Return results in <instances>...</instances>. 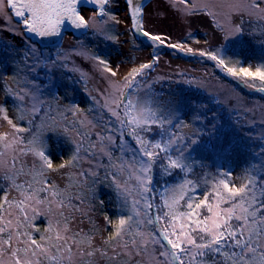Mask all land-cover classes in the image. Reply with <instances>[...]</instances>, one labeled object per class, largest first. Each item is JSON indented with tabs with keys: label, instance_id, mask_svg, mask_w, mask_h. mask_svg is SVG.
<instances>
[{
	"label": "snow or ice",
	"instance_id": "1",
	"mask_svg": "<svg viewBox=\"0 0 264 264\" xmlns=\"http://www.w3.org/2000/svg\"><path fill=\"white\" fill-rule=\"evenodd\" d=\"M82 0H0V15L8 19H17L22 31L18 34L31 41L32 37L40 39L60 37L62 27L67 22L75 29L95 28L102 34L103 25L107 21L96 17L107 16L119 23L115 15L105 11L110 0H83L84 5H98L99 10L93 12L90 24L78 9ZM173 3L188 4V0H173ZM264 0H237L227 7L238 13L243 20L244 14L264 19ZM130 13L132 28L144 37L154 42L164 43L160 35H152L142 26L140 13L142 11L137 0H126ZM7 9L12 16H8ZM192 9L184 11L193 14ZM223 30V29H222ZM13 34L17 30L13 29ZM244 31L242 23L236 24L228 35H240ZM227 39V36L225 37ZM112 39V37H109ZM169 47L191 53V48L185 49L182 45L171 44ZM28 51L38 52L35 43H28ZM82 54V53H77ZM200 56H207L217 62L229 75L241 78L250 88H256V81L261 87L258 91L264 92V64L253 71L251 67H229L225 57L217 52L201 51ZM30 58L25 53V67L28 72H34L36 67L47 68L49 75L58 67H67L58 55L48 62L36 57L38 64H27ZM92 59L104 66V71L115 77L117 73L108 66V61L99 56ZM159 59L153 55L151 61L141 63L130 69L121 85L118 81L112 83L113 92L105 101L103 108L109 115V120L100 119L102 131L95 132L96 141L84 147V138L93 135L85 132L79 142L73 141L75 148L72 156L53 168L51 158L46 154L42 140V124L32 133L27 149L20 148L22 155L32 154L40 160V168L35 166L25 173L23 166L16 170L17 157L13 156L11 163L5 160L7 150H13L14 145L22 144L19 136L3 143L8 133L0 134V143L6 151H0V179L7 181L12 189L19 194V199H9L7 193L0 203V264H264V164L254 165L245 173L243 182L237 186L228 179L217 178L211 181L204 180L210 187L203 192L200 198L197 189L201 187L197 182L185 177L178 184L165 187L160 194V204L155 203L152 195L154 169L157 166L163 175L171 176L174 170L183 173L192 172V164L185 155L193 145L199 143L200 130L193 135L195 139H185V134L173 132L175 118L172 112L163 110L153 99L150 91L151 84L145 82L143 89L140 80L146 76L147 70L154 67ZM67 60V56L63 57ZM28 87L21 92H15V98L21 102L27 97L32 102L33 114L41 110L44 103L39 99L40 86L34 80L24 81ZM143 91V94L141 92ZM55 99L59 100L58 97ZM76 112L82 111L74 106ZM4 119L15 133L31 132L30 128H21L14 124L7 115V109L0 106ZM23 119V116L19 117ZM53 123L55 118L50 117ZM198 119V117H197ZM31 123V121H29ZM81 126L84 120L79 121ZM87 125L95 128L91 120ZM215 127V126H213ZM48 130L55 131V127ZM158 130V131H157ZM69 129L64 128L67 133ZM77 135H80L77 132ZM158 139H152V136ZM126 137L134 142L129 144ZM119 141V142H117ZM220 151L232 149L231 141L227 138L219 145ZM113 149H118L120 156L116 157L119 163H110L105 167V177L109 187L113 188L121 207L127 209V215L118 218L115 231L103 241V245L96 246L93 238L83 229L68 233L69 217L65 209L71 212H82V205L86 198L83 188L72 194L69 189L77 185H86L87 176L93 177V184L100 180L97 170L81 171L78 179L73 183L72 174L68 173L69 184L60 189L58 185H49L48 179L43 176L45 170L65 169L75 167L81 159L80 153L113 160ZM30 179L20 181V176ZM230 177V172L221 174ZM80 177L85 179L81 180ZM121 177V179H118ZM40 185L36 187L35 185ZM41 193H46L41 197ZM77 203L74 204L73 200ZM183 202V203H182ZM103 203V201H101ZM8 206L7 215L4 205ZM185 211H179L181 207ZM83 214V213H82ZM47 219L45 234L36 239L32 229H40L34 223L39 217ZM107 219V217H105ZM63 222V223H62ZM111 223V221H108ZM187 258V259H185Z\"/></svg>",
	"mask_w": 264,
	"mask_h": 264
},
{
	"label": "rangeland",
	"instance_id": "2",
	"mask_svg": "<svg viewBox=\"0 0 264 264\" xmlns=\"http://www.w3.org/2000/svg\"><path fill=\"white\" fill-rule=\"evenodd\" d=\"M235 2L237 0H188V4L185 5L174 4L173 0H148L140 13L143 29L152 35H160L164 39V43L160 44L143 37L151 41L152 46L155 48L157 46L155 49L157 54L155 56H158L159 59L154 63L152 69L147 70L146 76L141 78L140 83L142 89L145 82L151 84V88L144 89V91H150L153 99L156 100L163 110L174 114L175 118L173 121L179 120V107H181L183 102L180 99L181 93L190 105L195 104L197 106L194 120L202 126L206 124V120L210 116L207 111L221 106L226 115L222 121L216 120L210 129L212 134L210 153L214 158L224 160L225 152L220 151L219 145L227 138L231 141L232 148H235L236 162L242 164L243 167L250 164L252 168L254 165L264 164V100L245 96L231 84L220 80L216 76V70L222 71L220 66L207 56L199 55L201 51L208 52L213 46L235 42L240 35H228V32L236 24L253 19L264 21V19H260L257 16H249L247 14H244L241 21L240 15L230 11L227 7L228 4ZM193 5L195 6L193 14L184 11L185 8L192 9ZM108 6L111 11L113 10V15L116 16L119 23L112 21L107 16L103 18L96 17L97 21L101 19L107 21L103 25L102 34L93 27H89L90 32L85 33L79 40L73 39L71 33L64 34L59 44V53L54 59L59 55L61 61L66 63L67 67L56 68L51 76L47 68L39 65L34 72H28L23 62L25 53L30 57L27 59V64H38L36 57L39 56L43 60L42 52L38 49L36 42L28 41L27 37L22 38L18 34L22 29L15 18L8 19L6 16L0 15V106L7 109L9 119L19 127L23 126L19 123L22 120L26 122L25 126L35 122V125L37 124L35 126L36 130L42 124L47 125L48 127H44L41 131L44 149L51 141L50 135L55 133V131L48 130L49 127H55L58 132L56 137L61 138L60 134H62L64 139L63 154L54 157V169L72 156L75 148L73 141L79 142L85 132L93 133L90 139L84 138L85 148L88 147L89 143L96 141L94 133L102 131V127L99 126L101 117H103L104 121L110 118L103 105L113 92L112 83L118 81L122 85L124 77L131 68L138 67L141 63L149 62L153 58L152 49L136 48L129 40L131 32L143 35L132 28L130 13L124 0H110ZM262 7H264V4H262ZM107 8L105 11L108 10ZM5 10L8 12L9 17L12 16L7 6ZM79 10L85 19L89 20L90 24L96 23V21L92 20L94 9L82 7ZM113 23L116 24L117 35L112 41V39L107 37V34L110 25ZM13 29L17 30V34H13ZM194 34H197L195 38L192 37ZM226 36L227 39L225 38ZM103 37L109 43L112 42V44L117 46V49L106 58L109 62L108 66L117 73L115 77L105 72L104 66L91 58L96 56L95 51L105 52L101 41ZM29 42L36 44L38 50L36 54L28 51ZM8 43L25 47L23 50L24 56L18 63L15 73L10 72L12 67L10 65ZM88 43H92V45L89 47ZM171 44L182 45L185 49L191 48L193 51L189 53L181 51L180 48L173 49L169 47ZM16 51H19L16 47L11 50V52ZM77 53L82 54L78 55ZM64 56H67L66 61L63 60ZM212 62L216 64L213 65ZM250 66L253 67V63ZM230 77L243 83L241 78L231 75ZM26 79L34 80L40 86L39 99L44 103L40 106L41 110L35 114L31 111L32 102L27 97L21 102L14 95L15 92L23 94L22 89L28 87L24 82ZM80 91L83 94V101H75L80 98ZM141 94H143V91ZM5 96L10 98L12 104L8 101L9 103L4 105ZM56 97L59 100L55 99ZM13 104L14 106L12 107ZM74 106H78L82 111H78L74 115ZM21 113L24 117L23 119L19 118ZM218 113L219 110L212 114L217 117ZM50 117L55 118V123ZM80 120L85 121L84 126L80 125ZM89 120L98 126L93 128L87 125ZM65 127L69 129L67 133L64 132ZM197 130L195 125L190 124L182 127L181 131L177 133L185 134L186 140L195 139L196 136L193 134ZM77 132L80 135H77ZM3 133L9 134L7 140L3 143L11 141L14 136H19L23 141L22 144L14 145L15 151L7 150L4 159L11 163L12 157L16 156V170L23 166L25 173L33 169V166L38 170L41 163L38 157L32 154L22 155L19 152L20 148L27 149L32 146L24 141L22 132L15 133L11 125L4 119V113L0 112V134ZM126 139L129 143V139L127 137ZM199 146L204 145L198 143L193 145L192 148ZM0 151H6L2 143H0ZM80 157L81 159L75 167L57 169L56 171L48 170L45 174L49 177V185L55 184L59 188L64 189L70 182L68 173L72 174V182L74 183L78 179L79 172H88L90 169L97 170L101 178L102 175L105 176L106 168L98 167L99 165L107 166L110 163H119L117 159H113L110 162L107 157H102L99 154L92 156L84 151H81ZM105 158L106 162L103 161ZM230 166L231 164L229 163V165L225 166V169L231 168V180L236 185L241 184L243 179L237 174L239 172L238 168L234 169ZM29 178L22 175L19 180L24 181ZM79 179L83 180L85 178L80 177ZM86 179V184L90 183L89 186L77 185L69 189L72 194L78 193L79 188H83L86 193L84 204L81 206L82 212H71L70 209H65V214L69 217L67 223L70 229L68 233L70 236L79 229H83V232L87 233V230L94 224L100 226V233H102L106 225L104 215L98 211L101 202V191L113 190V188L109 187V183H106L111 178L103 179V183L98 181L95 184H93V177L90 175ZM118 179H121V177H118ZM112 192L115 195L114 203L117 210L115 212L121 215L127 209L121 207V201L117 198L115 191L113 190ZM7 194L9 199H19V194L11 187L8 188ZM40 195L41 197L44 196L43 194ZM73 203L76 204L77 201L74 199ZM8 211V206L5 204V215H7ZM34 223L37 228L41 229L39 232L32 229L36 239L39 240L40 235L45 234L44 229L47 227V219L41 216ZM92 238L96 246L103 245L102 236H97L96 234Z\"/></svg>",
	"mask_w": 264,
	"mask_h": 264
},
{
	"label": "trees",
	"instance_id": "3",
	"mask_svg": "<svg viewBox=\"0 0 264 264\" xmlns=\"http://www.w3.org/2000/svg\"><path fill=\"white\" fill-rule=\"evenodd\" d=\"M107 9L108 10H106V12H108L110 15H113V12H112L113 10L111 11L109 6ZM242 27L244 31L242 34H240L239 38L235 42L227 43V44L219 45V46H213L210 48L208 52H217L219 50V54L225 57L226 63H228V66L236 67L237 69L239 67H245V68L251 67L250 64L253 63V67L251 68L254 71L257 66L264 64V21L256 20V19L245 20L242 23ZM89 32L90 30L88 28L86 33H89ZM83 35L81 36L72 35V37L73 39L79 40ZM116 35H117L116 24L113 23L109 27L107 37H112V41H113ZM196 36L197 34L192 35L193 38H195ZM129 40L131 41L133 46L135 45L136 48L152 49V54L153 55L157 54V51L155 50L157 46L156 48L152 46L151 41L137 34H134L132 32L129 36ZM101 41L104 45L105 52L100 53L98 51H95V55L107 61L106 59L107 56L113 53L117 49V46L115 44H112V42L109 43L105 37L101 38ZM8 44H9V49H8L9 59L11 61L10 65L12 67V70H10V72L15 73L18 63L20 62L21 58L24 56L23 50L25 49V47L23 45L15 46L13 43H8ZM91 45L92 43H88L89 47ZM15 47L19 49V51L11 52L12 48H15ZM38 49L42 52L43 60L49 61L50 59H54L56 57V55L59 53L60 47L59 45L45 46V47L38 45ZM45 51H46V55H45ZM216 63L212 62L213 65H215ZM220 68L222 69L221 72L216 70V76L220 80L231 84L234 88H236L241 94L245 96L256 97V98L264 100V92L257 90L258 88L261 87V84L259 81H256V88H250V87H247V85H245L244 82L240 83L236 81L235 79L231 78L230 75L222 67ZM180 97H181L180 99L183 100L181 107H179L180 116H179L178 121H173V124L176 127H173L172 131L178 132V131H181L182 127L184 126H187L190 124H192L193 126L195 125V127H197V129L200 130L199 143H201L204 146L192 148L189 150V152L185 154L188 157V162L192 164L191 173L186 174V173L180 172L179 170H174L171 176L163 175L162 170L159 167L160 162L158 161L157 166L154 169V181H153L154 191L152 193V195L156 197L155 199L156 204L161 203L159 196L161 193H163L165 187L178 184L185 177L201 185V187L197 189V192L199 193L200 198H203V192L206 191L210 187V185H205L203 183L204 180L211 181L217 178H224V179L230 180L233 183V181L231 180L232 178V172L230 170L231 168L225 169V166L229 165V163L231 164L230 167L234 169L238 168V171H240L238 174L239 176L242 177V179L245 176L244 173H246L251 168L250 164L245 165L243 167L242 164H239L236 162L235 148L231 149L232 152L230 151L225 152L224 160L216 159L210 153V149L212 146V134L210 132V129L216 120L222 121L224 119L226 115L224 109H222L221 106H217L215 108L209 109L207 112L210 114V116H208L206 120V124L202 126L199 122L194 120L196 111H197V108H196L197 106L195 104L190 105L188 101L182 96V93ZM80 100L83 101V94L81 91H80V98L75 101H80ZM8 101L10 102V98L5 96L4 105H7L9 103ZM13 106L14 104L12 105V107ZM218 110H219V113L217 114V117H214V114L212 113L217 112ZM20 116H22V113L20 114ZM19 123L20 125H23L21 127L31 129V132H22L24 141L27 143L29 140H31L32 133L36 132L35 126L37 124L35 125V122H33L32 124H28V126H25L24 124L26 122L24 120L19 121ZM57 133L58 132L55 130V133L50 135L51 141L49 142V145L45 148V152L51 158L52 162L54 161V157L63 154L62 147L64 145L63 144L64 139L62 138V134L60 133L59 134L61 135V138L56 137ZM150 138L158 139L159 137L154 135ZM128 139H129V143L133 144L134 146V142L131 140V138H128ZM119 156H120L119 150L113 149V159H116V157H119ZM103 161L106 162V158ZM47 171L48 170H45L43 172V176L39 177V179H43L44 177H46L49 180V177L45 174ZM224 172H230L231 176L230 177L222 176L221 174ZM104 177L105 176L102 175L100 180L101 179L103 180ZM88 180L91 181L89 178ZM106 183H109V180H107ZM86 185L89 186L90 183ZM35 186L39 187L40 185L37 184ZM237 186H239V184ZM9 187L10 185L7 181L0 179V203H3V197L5 193L8 192ZM112 191H113L112 189L101 191L102 193L100 195V201H103V203L100 202L99 211H98L100 214L102 213L104 217H107V219L105 218L106 225L104 226L106 233H107L106 235L107 238L113 234V230L116 228L118 218L121 215L128 214L127 211L122 212L121 215L115 212L117 211L115 203H114L115 195ZM41 194L46 195V193H41ZM185 210H186V207H183V206L179 209V211H185ZM109 220L111 221V223L108 222ZM100 231H101L100 226H98L97 224H94L87 230V234L92 237L94 234Z\"/></svg>",
	"mask_w": 264,
	"mask_h": 264
},
{
	"label": "water",
	"instance_id": "4",
	"mask_svg": "<svg viewBox=\"0 0 264 264\" xmlns=\"http://www.w3.org/2000/svg\"><path fill=\"white\" fill-rule=\"evenodd\" d=\"M148 0H137V2L140 4L141 6V9L142 7L144 6V4L147 2ZM125 3H126V0H125ZM108 5V4H107ZM106 5V6H107ZM105 6V7H106ZM82 8V7H87V8H90V9H94L96 11L99 10V7L98 5H93V4H87L86 6L84 5L83 3V0L81 2L80 5H78V9L79 8ZM128 8V6H127ZM129 11V10H128ZM16 19V18H15ZM17 20V19H16ZM87 31V28L86 29H75L74 27L70 26L67 22L65 23V25L62 27V30H61V36L60 37H51V38H44V39H40V38H37V37H32L31 38V41L33 42H36L39 46H55V45H58L60 44L61 42V39L63 37L64 34L66 33H71L73 36H81L83 33H85Z\"/></svg>",
	"mask_w": 264,
	"mask_h": 264
},
{
	"label": "built area",
	"instance_id": "5",
	"mask_svg": "<svg viewBox=\"0 0 264 264\" xmlns=\"http://www.w3.org/2000/svg\"><path fill=\"white\" fill-rule=\"evenodd\" d=\"M103 231H104V232H102V233H100V232L97 233V236H102V239L105 240V239L107 238V237H106L107 233H106V231H105L104 229H103Z\"/></svg>",
	"mask_w": 264,
	"mask_h": 264
},
{
	"label": "bare ground",
	"instance_id": "6",
	"mask_svg": "<svg viewBox=\"0 0 264 264\" xmlns=\"http://www.w3.org/2000/svg\"><path fill=\"white\" fill-rule=\"evenodd\" d=\"M137 32V31H136Z\"/></svg>",
	"mask_w": 264,
	"mask_h": 264
}]
</instances>
